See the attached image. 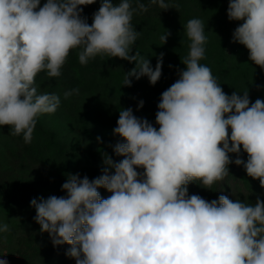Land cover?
Returning a JSON list of instances; mask_svg holds the SVG:
<instances>
[{
	"label": "clouds",
	"instance_id": "clouds-1",
	"mask_svg": "<svg viewBox=\"0 0 264 264\" xmlns=\"http://www.w3.org/2000/svg\"><path fill=\"white\" fill-rule=\"evenodd\" d=\"M40 2L0 0V126L23 133L25 143L32 140L37 117L55 113L61 102L55 94H38L35 77L41 71L59 77L73 49H80L82 65L97 55L135 62L123 86L130 87L133 77L147 76L152 85L160 79L163 53L155 69L138 52L130 55L140 32L131 24L137 9L129 0H101L91 25L80 6L96 0H46L42 7ZM150 3L170 8L165 0ZM137 8L148 11L144 3ZM227 16L243 21L232 40L264 69V0H229ZM204 31L200 19L186 24L191 41L182 61L186 67L161 94L158 130L131 108L120 110L113 132L124 142L114 152L123 159L104 154L102 176L69 174L62 185L66 196L31 201L40 231L54 246L70 245L66 254L76 264H264V201L257 198L253 205L220 195L209 202L188 192L195 181L211 189L230 174V163L243 165L264 188V100L249 106L248 90L231 96L223 91L200 63ZM170 35L161 36L163 44ZM73 92L78 90L65 98ZM241 146L246 162L239 156ZM229 153L237 158L231 160ZM99 188L111 195L102 198ZM0 264L9 262L0 259Z\"/></svg>",
	"mask_w": 264,
	"mask_h": 264
},
{
	"label": "trees",
	"instance_id": "trees-1",
	"mask_svg": "<svg viewBox=\"0 0 264 264\" xmlns=\"http://www.w3.org/2000/svg\"><path fill=\"white\" fill-rule=\"evenodd\" d=\"M121 0H113L119 4ZM133 13L131 24L140 32L132 46L130 55L138 52L150 61L153 69L157 59L163 53L162 75L155 85L147 76L132 80L131 86H123L125 74L136 67L135 62L107 55L90 58L87 64L79 62L78 52L73 49L61 68L59 77H48L41 71L35 77L34 86L38 94H55L60 98V106L55 113L41 114L37 117L36 127L30 143H25L23 133L13 135L10 126H0V137L5 138L9 159L6 164L0 162V207L28 213L35 210L31 201L50 196H66L62 185L69 174L87 176L89 180L104 174L106 165L104 154L116 162L123 159L115 155L114 146L123 143L119 138L112 145L106 146L101 161L98 160L102 149H96L100 124L114 123L122 109L131 108L133 113L148 114L156 119L161 94L177 79L178 73L185 69L182 63L188 56L191 41L186 34V24L190 19H200L206 36L205 56L200 61L208 66L223 91L231 96L233 92L243 95L248 90L250 105L257 99L264 100V69L249 59V51L244 46L238 47L232 55L228 53L229 27L227 9L229 0H165L170 8L163 10L150 0H129ZM46 3L41 0L40 6ZM138 3L148 7L147 12L139 11ZM101 0L90 5L80 6L81 16L91 25L93 14L98 11ZM170 32L165 44L161 36ZM73 92L65 98L66 92ZM140 101L143 106L139 107ZM111 115V116H110ZM156 121V120H155ZM155 127L159 125L155 122ZM229 129V135H230ZM75 150L67 152L71 147ZM85 145L87 153L78 151L77 145ZM99 145V144H98ZM222 146V145H221ZM231 146V143H230ZM67 147V148H66ZM230 159L237 155L229 153ZM240 158L247 161L248 155L241 146ZM229 175L217 181L211 189L203 188L200 181L189 183V195H199L207 201L218 200L220 195L230 200L255 204L257 198L264 201V188L259 180L249 177L243 165H228ZM114 174V169H110ZM138 173L144 169L138 168ZM98 191L102 198L111 195L104 188ZM70 245L54 246L48 233L40 230L28 232L17 239L14 256L9 264H76L74 258L66 253Z\"/></svg>",
	"mask_w": 264,
	"mask_h": 264
},
{
	"label": "rangeland",
	"instance_id": "rangeland-1",
	"mask_svg": "<svg viewBox=\"0 0 264 264\" xmlns=\"http://www.w3.org/2000/svg\"><path fill=\"white\" fill-rule=\"evenodd\" d=\"M243 21H232L229 27V35H228V53L234 55L240 44L238 42H233L232 37L234 30L242 24ZM137 118L147 119L154 127H155V118L148 114H136L133 113ZM111 116V115H110ZM99 131L101 135H98L96 149H102V154L99 156L98 160L101 161L103 159L102 155L105 145H112L115 141L121 137L115 135L113 130L117 126V121L114 123L104 122L100 124ZM104 141V144L102 142ZM99 144V145H98ZM6 146L5 138L0 137V162L6 164L9 159V152ZM67 148V147H66ZM67 152H73L75 150L73 143H71V147H68ZM78 151L83 153H87L85 145L78 144ZM36 215V210H32L28 213H20L18 210L2 208L0 207V226L7 224L9 226V231L2 232L0 231V259H8L14 256V251L17 247V239L21 237L23 234L32 231L40 230V225L37 224L34 220ZM5 254V255H4Z\"/></svg>",
	"mask_w": 264,
	"mask_h": 264
}]
</instances>
